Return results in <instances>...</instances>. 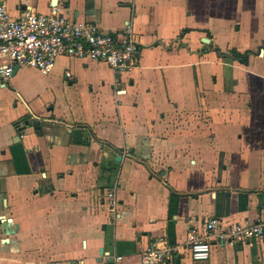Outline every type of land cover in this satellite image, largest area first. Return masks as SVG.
<instances>
[{
    "label": "crops",
    "instance_id": "crops-1",
    "mask_svg": "<svg viewBox=\"0 0 264 264\" xmlns=\"http://www.w3.org/2000/svg\"><path fill=\"white\" fill-rule=\"evenodd\" d=\"M4 4L60 5L140 52L122 72L60 57L0 83V264H141L158 239L178 246L167 264H264V237L200 262L185 243L210 217L264 222V0Z\"/></svg>",
    "mask_w": 264,
    "mask_h": 264
},
{
    "label": "built area",
    "instance_id": "built-area-1",
    "mask_svg": "<svg viewBox=\"0 0 264 264\" xmlns=\"http://www.w3.org/2000/svg\"><path fill=\"white\" fill-rule=\"evenodd\" d=\"M140 45L130 30L103 32L94 23L68 18L60 5L48 13L26 9L12 17L0 0V83L6 84L15 69L30 67L41 74L50 73L60 57L101 62L122 72L135 66ZM107 207L114 209L113 192L107 194ZM264 237V222L225 223L210 217L200 226H192L186 236L191 258L205 261L211 244L236 245ZM178 246L155 240L140 252L141 264H167Z\"/></svg>",
    "mask_w": 264,
    "mask_h": 264
},
{
    "label": "trees",
    "instance_id": "trees-1",
    "mask_svg": "<svg viewBox=\"0 0 264 264\" xmlns=\"http://www.w3.org/2000/svg\"><path fill=\"white\" fill-rule=\"evenodd\" d=\"M227 54L231 59L237 60L242 64H247L248 62V53H241L235 49H231L227 52Z\"/></svg>",
    "mask_w": 264,
    "mask_h": 264
},
{
    "label": "water",
    "instance_id": "water-1",
    "mask_svg": "<svg viewBox=\"0 0 264 264\" xmlns=\"http://www.w3.org/2000/svg\"><path fill=\"white\" fill-rule=\"evenodd\" d=\"M16 70L17 69L14 70V73L16 72ZM81 140H82V130L78 128L72 130V141L79 143L81 142Z\"/></svg>",
    "mask_w": 264,
    "mask_h": 264
}]
</instances>
